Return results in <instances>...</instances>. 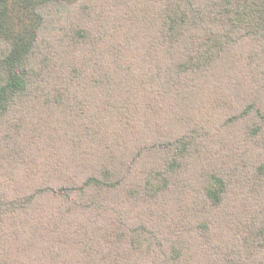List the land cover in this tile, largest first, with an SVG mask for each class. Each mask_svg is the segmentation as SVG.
<instances>
[{
    "label": "trees",
    "instance_id": "trees-1",
    "mask_svg": "<svg viewBox=\"0 0 264 264\" xmlns=\"http://www.w3.org/2000/svg\"><path fill=\"white\" fill-rule=\"evenodd\" d=\"M0 264H264V0H0Z\"/></svg>",
    "mask_w": 264,
    "mask_h": 264
},
{
    "label": "rangeland",
    "instance_id": "rangeland-1",
    "mask_svg": "<svg viewBox=\"0 0 264 264\" xmlns=\"http://www.w3.org/2000/svg\"><path fill=\"white\" fill-rule=\"evenodd\" d=\"M204 113H206V110L201 109V112L199 113L198 117L201 114H204ZM213 113H214V117H213L212 122L220 123V125L233 124V123H229L228 122L227 117L225 116V113L221 112V110L215 111ZM190 115L193 118V111L192 110L190 111ZM235 124H237V122ZM198 125H199V127L197 129V132L202 137L203 134H204V131L206 129H208L209 126H207L208 124L205 123V121H203V120H201L199 123L194 121L190 131H193V127L194 126H198ZM231 126H228V127L224 128V130H228L230 128H233ZM219 129H221V127ZM237 130L238 129L235 128V133H237ZM230 131H233V129H231ZM209 135H210V139L207 142V147L205 148L206 150H207V148H209V149H216L214 151H217L218 146H219L218 143H217L218 140H220V141L222 140V141L228 142L229 139L232 140V138H233V135L230 132L229 133H224L223 131H220V133L216 132V131H209ZM209 154H206L207 155V160L205 161L206 166L208 164H214V163L218 164V165H221L222 163L227 161V158H231L232 157V153L231 152H223L221 154L215 155L214 157H210ZM154 159L155 158L151 154L144 155L138 162L136 161V167H135L134 171H132V172H144V170H146V169L150 168L151 166H153V160ZM203 163H204V156H202V160H201V164H203ZM198 168H200V166ZM196 171H198V169Z\"/></svg>",
    "mask_w": 264,
    "mask_h": 264
}]
</instances>
